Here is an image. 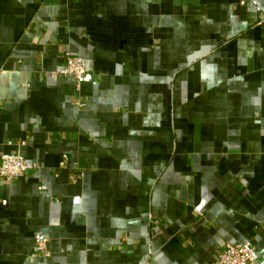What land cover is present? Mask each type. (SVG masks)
Here are the masks:
<instances>
[{
  "label": "crops",
  "instance_id": "0c3cea01",
  "mask_svg": "<svg viewBox=\"0 0 264 264\" xmlns=\"http://www.w3.org/2000/svg\"><path fill=\"white\" fill-rule=\"evenodd\" d=\"M15 152L39 168L0 180V264H210L227 241L264 264V0H0Z\"/></svg>",
  "mask_w": 264,
  "mask_h": 264
},
{
  "label": "built area",
  "instance_id": "2783aa9c",
  "mask_svg": "<svg viewBox=\"0 0 264 264\" xmlns=\"http://www.w3.org/2000/svg\"><path fill=\"white\" fill-rule=\"evenodd\" d=\"M62 65L52 75L60 74L70 76L74 89L78 90L80 84L87 74L85 60L82 56L73 54L69 50L61 52ZM80 99H78L79 103ZM24 142H20L23 144ZM59 167L67 171V181L69 184L77 183L83 176V169L78 168L76 164L69 162L64 157L59 162ZM39 168L34 162L25 160L21 153H2L0 155V180L10 182L17 178H23L28 173ZM49 238L46 234L35 232L33 235V249L28 257L48 258L50 252L48 249ZM210 264H263L260 261L259 253L255 246L250 242H225L223 248L217 253L215 259Z\"/></svg>",
  "mask_w": 264,
  "mask_h": 264
}]
</instances>
